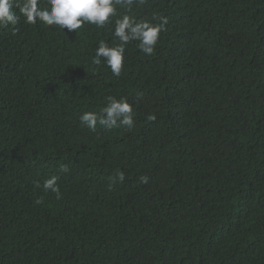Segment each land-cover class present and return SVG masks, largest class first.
<instances>
[{
	"label": "trees",
	"instance_id": "trees-1",
	"mask_svg": "<svg viewBox=\"0 0 264 264\" xmlns=\"http://www.w3.org/2000/svg\"><path fill=\"white\" fill-rule=\"evenodd\" d=\"M125 13L168 24L119 77L92 63L114 23L0 27V264H264V0ZM108 96L133 128L81 126Z\"/></svg>",
	"mask_w": 264,
	"mask_h": 264
},
{
	"label": "clouds",
	"instance_id": "clouds-1",
	"mask_svg": "<svg viewBox=\"0 0 264 264\" xmlns=\"http://www.w3.org/2000/svg\"><path fill=\"white\" fill-rule=\"evenodd\" d=\"M148 0H0V27L9 24L17 25L21 17L24 22L34 25L39 21L46 26H57L63 31L79 30L85 25H94L97 28H105L114 23L112 43L101 40L95 49L92 63L100 65L103 61L114 76L122 73L125 52L127 46L137 42V47L145 55H151L160 41L161 33L166 30L168 18L163 14L153 15L151 19L138 20L135 16L123 14L118 16L119 9H127L129 12L135 5H144ZM19 9V13L15 9ZM114 18V19H113ZM18 29H13L15 33ZM134 108L127 98L108 96L105 106L99 111H86L80 115V124L91 131H95L97 125L113 128L124 126L128 129L134 127ZM155 115H149V121L155 120ZM59 171H69L67 165H61ZM59 177L51 176L43 181L45 191L56 194L61 198L60 187L57 183ZM118 180L123 183L125 173L117 170L113 182ZM140 182L147 184V175L140 177ZM39 187L40 185L37 184ZM112 184L109 185L111 190ZM42 203L41 200L36 201Z\"/></svg>",
	"mask_w": 264,
	"mask_h": 264
}]
</instances>
